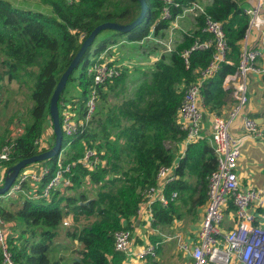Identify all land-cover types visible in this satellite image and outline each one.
<instances>
[{"label":"trees","instance_id":"trees-1","mask_svg":"<svg viewBox=\"0 0 264 264\" xmlns=\"http://www.w3.org/2000/svg\"><path fill=\"white\" fill-rule=\"evenodd\" d=\"M37 1L47 7L50 14L16 8L10 2L0 0V98L5 79L6 82L27 84L24 77H28L34 82L33 88H30L32 105L27 112L30 121L24 131L15 139L10 133L0 137V148L14 143L10 161L0 163L5 172L23 159L48 151L40 142L46 133L45 124L51 123L50 98L82 42L98 25H126L140 13L137 0ZM145 1L147 13L143 26L126 34L129 43H139L149 36L159 37L174 17L181 13V10L172 8L171 19H163L162 1ZM195 1L201 2L177 0V3L187 5ZM203 1L207 4L204 5L206 16L222 24L228 49L227 62L220 63L216 74L202 84V106L204 115L222 116L225 107L236 103L234 100L229 102L232 90L224 89L222 85L226 76L234 75L238 70L249 17L244 13L242 0ZM204 20V16L198 17L196 29L184 33L174 52L153 65L151 80L144 81L134 98L117 104L110 105L109 96H118L114 91L118 84L123 85L127 69L119 67L118 77L94 85L93 77L87 72L92 64L88 49L58 99L60 126L62 112L67 106L76 120H84L85 106L92 90L95 89L97 94V105L101 102L87 131L71 138L63 135L61 162L63 167L70 166L65 174L70 180L69 186L61 191H52L49 198L30 200L19 195L10 197L22 200L18 206L14 202L10 208L4 207V202L0 204V214L10 224L7 249L13 263L115 264L117 260L118 263L121 261L123 255L114 251V233L129 229L141 203L139 191L154 183L160 166H169L174 162L178 154L175 146L184 142L185 133L177 123L178 109L185 88L196 81L209 64L213 50L192 52L188 69L181 54L196 40L208 38L201 33ZM105 32L111 33L112 37L103 40L94 50L96 59L93 63L114 46L113 39L122 36L114 31ZM76 74L79 92L68 102L63 96L66 86ZM51 136L54 141L53 128ZM166 143L170 147L166 148ZM87 149H93L100 161L94 170L86 169L80 162ZM59 156L40 163L49 167L50 176L57 169ZM216 164V156L205 138L186 146L183 157L178 161L177 180L165 191L168 196L177 192L178 197L166 207L154 206V228H166L175 220L182 219V204L186 203V199L192 200L197 193L196 207L206 203L207 178L216 170ZM48 180L49 177L44 178L37 193L42 191ZM25 188L31 190L29 185ZM87 188L90 191L94 188L91 199ZM87 201L88 205H84ZM227 211L234 212V209L230 206ZM64 219H69L72 226L64 227ZM56 249L70 251V254L56 258L52 255Z\"/></svg>","mask_w":264,"mask_h":264},{"label":"built area","instance_id":"built-area-1","mask_svg":"<svg viewBox=\"0 0 264 264\" xmlns=\"http://www.w3.org/2000/svg\"><path fill=\"white\" fill-rule=\"evenodd\" d=\"M164 4L163 19H171V9H179L181 13L174 17L170 26L164 32V37L152 39L155 45L159 46L162 54L174 52L176 47L175 30L179 20L191 16L195 24L197 18L204 16L202 34L208 36L204 41L196 40L193 45L184 50L181 58L186 69L189 68V58L192 52L213 50L211 60L206 68L200 72L196 81L189 84L185 90L181 106L177 113V123L180 130L185 133L184 144L188 145L203 137L204 109L202 106L201 87L204 81L212 78L220 67V63L227 62V43L222 24L206 16L205 6L195 1L187 5L177 3V0H161ZM264 0H255L254 4L243 8L245 15L249 17V29L243 40V48L240 56L238 71L227 80L236 84L232 93L236 106L226 116L210 114L209 142L212 145L216 156V170L207 178V200L204 206L203 217L197 229L195 240L186 242L178 234L169 236L161 235L163 241H175L178 251L188 255L191 264H264V223L260 222L259 209L264 208V189H243L238 180V167L241 158L239 141L230 133L232 123L240 117L243 108L247 103L246 78L248 75H257L264 78L263 60L264 40L253 48L247 47V37L250 28L257 18ZM151 39V38H147ZM99 60V59H98ZM94 61V60H93ZM93 77L94 85H100L112 80L119 75L116 67L107 63H93L87 70ZM97 108V94L95 89L89 97L85 106L84 120H76V116L69 110L62 112V134L67 138L87 131ZM241 127L246 137L252 140L264 138V128L259 127L256 122L249 117L241 118ZM50 141L43 137L40 145L43 148ZM39 144V143H38ZM14 143L6 144L0 148V163L9 162L12 155ZM179 160V159H178ZM81 164L88 170H94L100 163L96 153L92 149H87L84 153ZM41 165V166H40ZM37 164V169L22 170L14 179L5 196H0L2 200L9 197L23 196L30 200L49 198L52 191L66 188L70 180L65 177L70 166L63 167L61 157L56 161V171L50 176V169L42 164ZM178 161L169 166H160L156 172L154 183L139 191L141 203L136 215L130 221V228L135 220L145 223L155 233L160 227H153V208L155 205L168 206L177 197V192H172L170 196L165 191L168 185L177 180L176 169ZM5 168L0 165V188L3 186L6 177ZM45 177H49L48 182L40 193H37ZM29 185L30 191L25 186ZM232 206L233 227L228 232L222 231V224L225 212ZM64 227L72 226L69 219L63 220ZM10 224L7 223L0 214V249L2 255L1 264H15L11 260V255L7 249V236ZM123 229L114 233V251L126 258H136L144 260L146 258L155 259L159 243L149 244L141 249L134 250L131 229Z\"/></svg>","mask_w":264,"mask_h":264},{"label":"crops","instance_id":"crops-1","mask_svg":"<svg viewBox=\"0 0 264 264\" xmlns=\"http://www.w3.org/2000/svg\"><path fill=\"white\" fill-rule=\"evenodd\" d=\"M240 2L243 8H245L253 5L255 0H242ZM185 20L186 19L179 20L176 23L178 25L179 30L183 31L182 27H186L187 22H185ZM165 35L166 33L164 32L159 36L163 37ZM175 35H176V45H177L180 42V39H182V37L178 40L179 36H177L176 32ZM106 38L107 37L105 38L103 37V39ZM262 39L264 40V3L257 18L255 19L254 24L249 30L247 47L253 48L258 46ZM128 44L129 43L124 42L122 40L119 44H115L114 46L108 48L104 53L100 55V58L106 59V61L109 64L112 65L114 64L116 66L126 68L128 70L127 74H130L131 72H129V62L128 63L121 62L122 60L121 57H124L123 55L124 53H122V50L129 49L130 46ZM135 44L138 45L137 43ZM112 49L113 51H111V56H108L107 51ZM118 49L119 51H117ZM153 53L154 54L148 56V58L145 59L143 63H140L141 65H145L144 67H147V69H151L152 66L157 61H159L163 56L167 57L169 55V54L164 55L161 52L157 53L155 51ZM262 61H264V50H263V60H259L258 62L261 63ZM247 77H248L246 79L247 103L244 106L240 117H238L232 123L230 133L233 137L237 138L239 141V148L241 153V158L239 160V167H238L239 184L243 189H250V188L264 189V138L261 140H252L244 135L241 127V118L249 117L252 118L259 127L264 128V78L253 74L248 75ZM127 78L125 79V83H123L124 87H127V82H128ZM226 78L224 79L222 87L224 89H231L233 93L236 84L229 82ZM231 100L235 101L232 94H231V98H229V102ZM235 106L236 103L234 104V106L229 105L228 107H225L222 111V117H226ZM209 117L210 114L204 115L202 127H203V137L208 141L210 147H212L208 139L210 135ZM186 146L187 145H185L183 142L175 146L178 149L177 150L178 154L174 162L179 161L180 158L183 157ZM204 206L205 204L198 207L200 208V214L197 221L195 222L196 226H194V229L192 231L189 228H187V226L186 229L185 227L181 229L183 225V221H181L182 219L175 220L169 227L166 228L160 227L158 233H155L145 223L135 220L132 224V229L130 228V224H129V228L132 231L134 250L141 249L149 244L153 245L155 243H159V248L157 250V257L155 259L146 258L144 260H138L136 258H126L122 256L121 261L118 263L119 260H117L115 264H191V259L189 258V256L178 251L175 241L165 242L163 241L161 235L172 236L178 234L186 242L194 241L197 229L203 217ZM258 212L260 214V218H259L260 222L264 223V208L259 209ZM176 226H180V229L175 230ZM232 227H233V212L226 211L224 222L222 224V231L224 233L228 232L232 229ZM164 231H169V232L167 234H164ZM166 244H173V247H171L168 250H165L163 249V246ZM171 252L175 253V256L171 255L170 254Z\"/></svg>","mask_w":264,"mask_h":264},{"label":"rangeland","instance_id":"rangeland-1","mask_svg":"<svg viewBox=\"0 0 264 264\" xmlns=\"http://www.w3.org/2000/svg\"><path fill=\"white\" fill-rule=\"evenodd\" d=\"M6 1L10 2L16 8L37 10V11H42L47 14H50L49 9L47 7L41 6L37 0H6ZM201 2L203 5H207L204 3L203 0H201ZM127 21H129V19L124 22H127ZM185 22H187V25L186 27H182L183 31L179 29L175 30L177 36H179L178 40L184 35V33H188V32L190 33L196 29L195 26H197V24H195L191 16H188ZM141 26H143V23L141 24ZM103 32L100 33L96 37V40L94 41L93 45L90 48V57H89L90 63H92L93 60L95 61L96 59L93 54L94 50L97 49V47L102 43L103 40L110 39V37H112L111 33L109 32L103 33ZM126 34L127 33L122 34L121 38H115V40L113 39V44L114 43L119 44L122 40L124 42L129 43V41L126 38ZM103 37L104 38L107 37V38L103 39ZM128 45L130 46L131 49L130 48L127 50L123 49L122 53H124L123 54L124 57H121L122 59L121 62H124V63L129 62V72L131 73L127 74V77H129L127 78L128 79L127 87H124L123 85H120V84L117 85L114 93H118V96H116L115 94H111L112 96H109L110 105L120 103L125 99L134 98L136 91L144 83V81L149 82L151 80L152 68L147 69V67H144L145 65H141L140 63H143L145 59L148 58V56L154 54L153 53L154 51L157 53L160 52L159 46L151 42H147L146 45L144 46H139V45H136L135 43H129ZM111 51H113V49L107 51L108 56H111ZM117 51H119V49ZM164 55H167V54H164ZM99 58L100 56L97 57V60ZM103 60H106V59L103 58ZM110 65L116 68L120 67L114 64L113 65L110 64ZM33 71L35 72L36 69H33ZM73 78L74 80L66 86L65 93L63 96L64 99L68 102L72 101V98L74 96H77L79 92L77 88V83H76L77 74L74 75ZM24 79H25L24 81H26L27 84H19L16 81L6 82L5 81L6 79L3 82L2 99L0 98V137H4L10 133L11 138L15 139L17 136H19L24 131L25 125L30 121L27 112L32 105L31 98H30V95H31L30 88L32 87L34 82L29 81L28 77H24ZM120 91H122V93ZM98 106L100 108L101 102H98L97 111H98ZM95 119H97V116H95ZM50 124L51 123L49 122L45 124L46 133H44V136H43L45 139L47 138L50 141V143L46 146V149L48 150L51 149L52 146L54 145V141L51 136L52 128ZM168 147H169L168 143H166V148ZM59 157H61V153ZM40 163L31 164L23 170L37 169V164L40 165ZM87 189L89 190L88 197L90 199L93 198L94 188H92V191H90L89 188ZM2 196H5V195H2ZM198 197H199V194L197 193L193 197L192 200L186 199V203L182 204V207H181L182 220L181 221H183V225L181 229H183V227H185L186 229V226H187V228H189L192 231L194 229V226H196L195 222L197 221L199 214H200V208H197L195 205V202L198 200ZM2 202H4L3 204L4 207L10 208L13 205V202L16 203V206H18L20 205L22 200L21 199L19 200L18 198L9 197V198L3 199ZM10 203L12 204L10 205ZM81 223H83V221H81ZM178 229H180V226L175 227V230H178ZM168 232L169 231H164V234H167ZM171 247H173V244H166L163 246V249L168 250ZM69 254H70V251H67V250L62 251L61 249H56L52 255H54L56 258H59L65 255L68 256ZM170 254L175 256V253L171 252Z\"/></svg>","mask_w":264,"mask_h":264},{"label":"water","instance_id":"water-1","mask_svg":"<svg viewBox=\"0 0 264 264\" xmlns=\"http://www.w3.org/2000/svg\"><path fill=\"white\" fill-rule=\"evenodd\" d=\"M140 5V13L138 17L129 24L126 25H119L116 23H103L98 25L89 35L88 37L82 42L80 49L74 56L73 60L67 67V69L61 75L53 93L50 98L49 102V116L50 121L53 128L54 134V145L51 149L46 152H43L39 155L32 156L30 158L23 159L19 161L17 164L12 166L7 170L6 177L3 183V186L0 188V196L5 195L6 192L9 190L10 186L12 185L14 179L17 177L18 173L25 169L27 166L47 161L58 156L62 151V142H63V134L59 122V111H58V99L61 92L64 90L65 85L68 81L69 76L72 74L75 68L80 64L83 56L86 54L88 49L93 45L96 37L102 33L103 31H114L117 33L125 34L130 33L135 28L141 25L143 22L146 13H147V4L145 0H137ZM89 201L84 203V205H88Z\"/></svg>","mask_w":264,"mask_h":264},{"label":"bare ground","instance_id":"bare-ground-1","mask_svg":"<svg viewBox=\"0 0 264 264\" xmlns=\"http://www.w3.org/2000/svg\"><path fill=\"white\" fill-rule=\"evenodd\" d=\"M109 31V30H108ZM149 38H151V39H145V40H143V41H141V42H139V43H137L139 46H144V45H146V43L147 42H151V43H153V40L152 39H154V37H152V36H149ZM247 39H248V37H247ZM154 44V43H153ZM98 61H100V62H98ZM97 63H107L109 66H111L106 60H103V58H99V60H97ZM238 71V70H237ZM118 77V76H117ZM247 79V78H246Z\"/></svg>","mask_w":264,"mask_h":264}]
</instances>
